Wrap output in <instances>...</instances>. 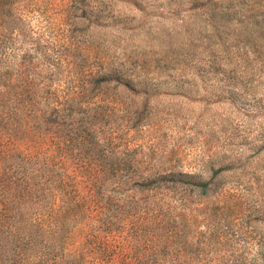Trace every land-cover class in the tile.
Instances as JSON below:
<instances>
[{
	"label": "rangeland",
	"instance_id": "374dc122",
	"mask_svg": "<svg viewBox=\"0 0 264 264\" xmlns=\"http://www.w3.org/2000/svg\"><path fill=\"white\" fill-rule=\"evenodd\" d=\"M6 61L50 88L147 78L92 95L117 154L88 264H264V0H0Z\"/></svg>",
	"mask_w": 264,
	"mask_h": 264
},
{
	"label": "trees",
	"instance_id": "16d2710c",
	"mask_svg": "<svg viewBox=\"0 0 264 264\" xmlns=\"http://www.w3.org/2000/svg\"><path fill=\"white\" fill-rule=\"evenodd\" d=\"M13 65L6 61L0 81V264H88L83 239L88 221L99 219L102 185L111 175L100 165L116 162L117 154L112 134L99 131L114 110L106 114L92 95L110 85L145 92L147 78L101 66L74 88H50ZM175 176L187 177L148 179L181 180Z\"/></svg>",
	"mask_w": 264,
	"mask_h": 264
}]
</instances>
